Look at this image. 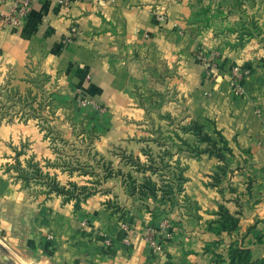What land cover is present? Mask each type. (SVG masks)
I'll use <instances>...</instances> for the list:
<instances>
[{
    "label": "crops",
    "instance_id": "1",
    "mask_svg": "<svg viewBox=\"0 0 264 264\" xmlns=\"http://www.w3.org/2000/svg\"><path fill=\"white\" fill-rule=\"evenodd\" d=\"M188 2L68 0L63 5L55 0H31L23 25L8 26L0 17V80L8 78L20 86L36 72L57 73L68 92L79 88L121 109L129 102L128 95L153 85L165 87L173 79L181 94L190 91L192 111L213 119L235 155L240 154L238 159L247 166L240 171L249 175V188L239 183L238 194L219 196L216 189L205 185L209 171L198 166L202 155L189 162L183 189L195 202L196 213L185 215L175 208L167 219H152L141 207L119 220L108 214L99 194L81 201L76 210L74 200L62 195L30 198L0 172V244L6 249L15 247L21 264H216L215 255L219 264H227L231 243L248 248L253 259L264 258V243L248 230L254 227L264 239V51L244 64L250 72L242 80L243 92L233 94L229 66L238 56L229 54L210 72L203 71L193 55L208 45L210 35L187 22ZM10 6V0H0V14L8 13ZM71 27L79 34L62 45ZM207 52L209 56L208 48ZM161 76H170L164 85ZM131 108L132 113H139L138 108ZM133 126L134 133L141 131V123ZM15 129L0 123V157H6L19 130L27 140L40 142L33 122ZM126 138L129 143L154 144L151 137ZM31 158H37L36 153ZM219 204L239 219L235 232L217 235L207 229L219 218ZM123 205H129L127 198ZM125 225L133 233L128 245L123 243L128 233ZM147 227L155 230L159 252L145 239ZM212 242L217 244L206 251Z\"/></svg>",
    "mask_w": 264,
    "mask_h": 264
},
{
    "label": "rangeland",
    "instance_id": "2",
    "mask_svg": "<svg viewBox=\"0 0 264 264\" xmlns=\"http://www.w3.org/2000/svg\"><path fill=\"white\" fill-rule=\"evenodd\" d=\"M188 5L191 14L187 22L197 26L198 31H208L210 35L208 45L205 43L193 55V59L203 66L204 72H210L213 67V61L208 65V59H219L220 61L216 59L215 62L214 67H217L224 57L235 53L238 59L231 62V70V66L248 64L250 58H256L259 52L264 51V0H189ZM242 14L253 19L255 25H251L253 28L250 29L253 36L244 35L241 40L237 29L240 28L239 19ZM59 77L57 73L51 75L39 71L29 75L25 85H13L8 78L0 80V123L14 126L15 129L30 121L35 124L39 133L40 142L34 144V140H27L29 137L21 134L22 130L15 132V140L8 145L6 157H0V172L11 177L30 198L44 200L48 194L55 195L54 192L47 193L51 182L75 191L87 187L94 190L93 194H99L108 214L122 220L127 212L144 208L140 201L134 200L135 195L133 197L126 192L123 175L130 173L138 177L139 183L143 175L133 171L138 165L133 163L130 166L131 160L148 164L149 159H153V167L165 179H169V172L178 170L180 173L181 169L184 189L189 178V162L202 155L203 162H199L198 166L209 171L204 177L205 185L216 189L219 196L237 193L239 183L246 190L249 188V175L245 176L240 171L247 166L238 159L240 154L235 155V149L230 148L232 155L224 153L225 160L208 154L196 157L187 151L178 152V148L166 139L174 137L173 133L179 131L180 126L191 121L197 122L202 127L203 134L210 135L213 140L218 137L215 131H220L213 119L192 111L190 91L185 89L181 94L172 84L173 79L167 80L170 76L160 77L163 85L167 80L165 87L153 85L136 91L138 93L131 92L132 95L127 96L129 102L122 104L121 109L85 95L79 88L68 92ZM228 82L231 92L236 94L230 75ZM131 107L138 108L139 113H132ZM136 123H141L142 128L134 133L133 125ZM30 132L27 134H31ZM128 135L136 137V140L151 137L154 144L134 143L136 141L129 143L130 139L126 138ZM180 135L188 138L191 145H196L195 138L192 141L188 134ZM173 142L179 144L176 138ZM199 146L204 148L205 144ZM165 150H168V154H164ZM32 153H36L37 158L32 159ZM180 154L183 156L180 157ZM166 163L167 166L164 167ZM17 167L29 175L39 173L41 177L37 175L25 182L19 177ZM108 173L111 174L110 177H106ZM146 175H150V172H146ZM152 179L159 185L162 183L155 173L152 174ZM177 196V204L172 210L166 211L168 206H160V210L165 209L166 214L159 217L150 214L151 218L167 219L166 216L175 208L182 210L185 215L196 213L195 202L185 196L183 190ZM124 198L129 200V205H123ZM73 202L75 204V200ZM147 204L151 209L155 207L151 200ZM18 253L15 247L6 249L0 244V264H21L19 261H22V257Z\"/></svg>",
    "mask_w": 264,
    "mask_h": 264
},
{
    "label": "trees",
    "instance_id": "3",
    "mask_svg": "<svg viewBox=\"0 0 264 264\" xmlns=\"http://www.w3.org/2000/svg\"><path fill=\"white\" fill-rule=\"evenodd\" d=\"M240 28L237 30L240 31V39L242 37L253 36V32L250 31L253 28L251 25H255V21L253 19H249L247 15L242 14L239 19ZM257 30V29H256ZM233 31V30H232ZM236 32V31H235ZM257 32V31H255ZM244 65V64H243ZM246 66V65H244ZM247 67V66H246ZM188 134L189 137L192 138V141L195 138L196 145H191V143L185 137H182L180 133ZM217 134V139L213 140L212 137L208 134H203L202 127L195 121H191L187 125H182L179 127V131L174 132V137L170 136L167 137L168 141H171L173 146L178 148V152L187 151L193 156H200L202 154H208L210 156H216L221 160H225V152L232 155V150L228 145V141L222 135V133L218 130L215 131ZM174 138L179 141V144L173 142ZM194 142V144H195ZM199 144H205L204 148H200ZM220 144V145H219ZM168 150L164 151V154L167 153ZM133 163H137L138 168L133 170L134 172H141L143 173L142 177H140V182L138 177L132 176L130 173L123 175L125 178L124 184L126 187V192L133 196L135 195L134 200L140 201L144 208L147 209L153 217H159L160 215H164L165 209L160 210V206H168L166 211L172 210L178 201V196L182 192V183L184 182L183 178V171L180 169V173L177 171L169 172V179H165L163 174H158V169L154 166L155 161L153 159H149V163L147 164H140L138 160L133 161L131 160L130 166ZM178 163V162H177ZM164 167L167 166V163L163 165ZM18 168V167H17ZM177 169V168H176ZM19 170V168H18ZM19 177L22 178L25 182L29 179L36 178V176L41 175L39 173H33V175H29L24 170L20 169ZM146 172H150V175H146ZM157 174L161 179V184L159 185L154 179H152V174ZM120 174V172L118 173ZM111 174H107L106 177H110ZM138 179V180H137ZM128 180V181H126ZM50 186L48 188L47 193H55L58 195H62L66 197L65 200L74 199L75 200V209L80 208L81 201L85 200L87 197L93 194L94 190H90L87 187H83L80 189L70 190L59 187L55 184V182L49 183ZM151 200L154 204V208H150L147 204V201ZM218 220L214 222H210L208 224L207 229L212 231L215 234H221L222 232L233 233L239 227V219L232 214L223 206L220 205L218 208ZM249 232H252L255 239L258 242L264 243V239H262V235L259 231H256L254 227H250ZM217 242H212L206 245V251H212V247H214ZM216 256V264H219L221 261ZM228 263L227 264H264V258L253 259L251 257V252L248 248H241L236 243H231L228 249Z\"/></svg>",
    "mask_w": 264,
    "mask_h": 264
},
{
    "label": "built area",
    "instance_id": "4",
    "mask_svg": "<svg viewBox=\"0 0 264 264\" xmlns=\"http://www.w3.org/2000/svg\"><path fill=\"white\" fill-rule=\"evenodd\" d=\"M10 1H11V6L9 12L6 14H0V17L2 18L4 23L8 26H14V27L21 26L23 25L27 15L31 10V0H10ZM55 1L63 5L68 3V0H55ZM159 18L163 19V15H160ZM78 34L79 33L76 30V28L71 27L68 30L67 34L61 39L60 43L62 45L69 44L77 38ZM199 58L201 57L199 56ZM216 59H217L216 57L215 59L212 58L208 59L207 61L208 65L212 64V66L214 67L216 65L215 64ZM212 61L213 63L210 64V62ZM249 72L250 69L241 64H236L231 67L230 82L236 94H241L243 92V87L241 83L244 77H246L249 74ZM125 229L128 233L127 236L123 238V243L128 245L131 240V234L133 233H132V229H130L127 225H125ZM146 231L147 232L145 239L149 242L151 248L156 250V252H159L160 247L158 246L154 238L155 230L150 227H147Z\"/></svg>",
    "mask_w": 264,
    "mask_h": 264
}]
</instances>
